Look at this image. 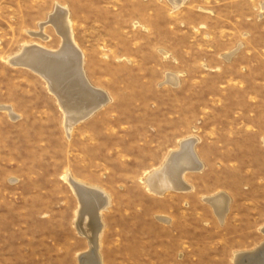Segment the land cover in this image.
I'll return each mask as SVG.
<instances>
[{"label":"rangeland","instance_id":"rangeland-1","mask_svg":"<svg viewBox=\"0 0 264 264\" xmlns=\"http://www.w3.org/2000/svg\"><path fill=\"white\" fill-rule=\"evenodd\" d=\"M57 8L108 96L69 133L46 81L9 61L59 49ZM191 138L202 167L183 175L189 188L151 191ZM67 176L108 194L102 264H234L260 247L264 0H0V264H80L88 211ZM220 193L223 220L206 200Z\"/></svg>","mask_w":264,"mask_h":264},{"label":"bare ground","instance_id":"bare-ground-1","mask_svg":"<svg viewBox=\"0 0 264 264\" xmlns=\"http://www.w3.org/2000/svg\"><path fill=\"white\" fill-rule=\"evenodd\" d=\"M183 1L170 0L174 8L179 7ZM52 16L50 21L62 37V44L59 49L49 50L37 43L26 45L9 61L15 65L19 62L18 57L23 55L22 58H26L25 60L30 66L38 69L39 72H43L40 74L45 73L49 76V83L46 81L47 86L49 85V90H53L50 91L57 97L60 107L65 112V128L67 133H69L75 123L92 114L86 113L89 110L88 107L90 106L91 108V104L97 103L96 100H98L103 105L108 100V96L104 91L93 87L85 75L83 53L73 39L68 11L63 8H57L56 13ZM46 24L41 25V30ZM35 35L40 36L42 39L47 38L42 31L40 33L36 32ZM64 79H67L69 85L68 83L66 85L65 82V86L61 88V81ZM86 81L90 86L85 84ZM168 81L174 83L176 78L170 76ZM67 89L75 92L77 98L74 97L73 100H67L61 97L60 94ZM4 108L9 111L12 117L14 116L12 109L9 107ZM195 143V138L183 141L181 148L171 154L165 165L149 176L147 183L151 191L162 194L166 190H187L189 188L183 175L187 171L200 170L202 167V163L194 150ZM72 178L70 176L66 177L80 199L81 210L83 212L88 211L87 219L84 221L80 219L78 222L79 229L87 237L89 243L88 250L80 256V264H102L98 249L99 238L103 229L101 212L108 204V194L95 188L87 187ZM206 200L212 205L218 217L223 220L228 211L229 196L225 193H220L208 197ZM262 231L264 232V228ZM234 264H264V243L254 251L238 253L235 256Z\"/></svg>","mask_w":264,"mask_h":264},{"label":"water","instance_id":"water-1","mask_svg":"<svg viewBox=\"0 0 264 264\" xmlns=\"http://www.w3.org/2000/svg\"><path fill=\"white\" fill-rule=\"evenodd\" d=\"M47 56V55H46ZM23 57V55L21 56L20 55V57H18V61L19 62H17V64H15V65H18V66H22V67H26V68H28V69H30V70H32V71H34L35 73H38V75H42L41 77H43L44 78V80L45 81H47L48 83H49V76L47 75V74H40V73H43V72H39V70L38 69H36V68H34V67H32V66H30V64H28V62H27V60H25L26 58H22ZM66 80V81H65ZM66 82V83H65ZM67 85V83H68V85H69V82L67 81V79H64L63 81H61V88H63L64 86H65V84ZM87 86H90L88 83H87V81H86V83H85ZM49 86V85H48ZM51 90V89H50ZM51 91H53V90H51ZM66 95V96H65ZM60 96L61 97H64L65 99H67V100H73L74 99V97L75 98H77L76 96V94H75V92H73L72 90H69L68 91V89L65 91V92H62V94H60ZM78 99H80L79 97H78ZM97 101V103H95V104H91V108H90V106L88 107L89 108V110H87L86 111V113H92L93 111H95L97 108H99L100 107V103L98 102V100H96ZM69 102V101H68ZM88 104V103H87ZM80 119V118H79Z\"/></svg>","mask_w":264,"mask_h":264},{"label":"crops","instance_id":"crops-1","mask_svg":"<svg viewBox=\"0 0 264 264\" xmlns=\"http://www.w3.org/2000/svg\"><path fill=\"white\" fill-rule=\"evenodd\" d=\"M167 162V161H166Z\"/></svg>","mask_w":264,"mask_h":264}]
</instances>
